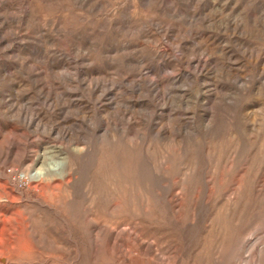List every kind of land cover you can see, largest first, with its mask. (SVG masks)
<instances>
[{
  "label": "rangeland",
  "instance_id": "374dc122",
  "mask_svg": "<svg viewBox=\"0 0 264 264\" xmlns=\"http://www.w3.org/2000/svg\"><path fill=\"white\" fill-rule=\"evenodd\" d=\"M262 223L264 0H0V264H233Z\"/></svg>",
  "mask_w": 264,
  "mask_h": 264
},
{
  "label": "bare ground",
  "instance_id": "6f19581e",
  "mask_svg": "<svg viewBox=\"0 0 264 264\" xmlns=\"http://www.w3.org/2000/svg\"><path fill=\"white\" fill-rule=\"evenodd\" d=\"M35 175L42 176L44 173L38 171ZM9 244L12 245V243ZM227 249L228 261L233 264H264V224L254 227L250 232L240 231L232 238ZM215 263L217 262L215 261Z\"/></svg>",
  "mask_w": 264,
  "mask_h": 264
}]
</instances>
